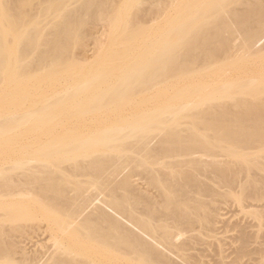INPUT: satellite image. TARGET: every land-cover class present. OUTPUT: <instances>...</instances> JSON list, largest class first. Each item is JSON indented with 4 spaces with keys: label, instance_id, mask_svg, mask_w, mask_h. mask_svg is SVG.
Masks as SVG:
<instances>
[{
    "label": "bare ground",
    "instance_id": "1",
    "mask_svg": "<svg viewBox=\"0 0 264 264\" xmlns=\"http://www.w3.org/2000/svg\"><path fill=\"white\" fill-rule=\"evenodd\" d=\"M33 1L0 0V264L186 260L199 240L179 239L206 221L202 195L215 192L197 154L216 159L225 142L231 158L252 162L242 151L264 145V71L233 63L264 54V0H38L35 14ZM93 19L144 40L140 52L116 42L96 64L76 61ZM135 22L166 29L143 35ZM143 54H153L145 64ZM213 162L228 191L242 170ZM257 182L240 186L257 199ZM28 221L49 222L54 246L27 253Z\"/></svg>",
    "mask_w": 264,
    "mask_h": 264
},
{
    "label": "rangeland",
    "instance_id": "2",
    "mask_svg": "<svg viewBox=\"0 0 264 264\" xmlns=\"http://www.w3.org/2000/svg\"><path fill=\"white\" fill-rule=\"evenodd\" d=\"M33 2H34V12L33 13L35 14L38 12V9H40L41 6L38 0H34ZM88 18H90V16L85 14V19L87 20ZM41 20H42V28L45 27V29H48L46 30L48 32L53 26L52 24L47 25L48 20H50V17L49 18L42 17ZM131 26L136 32L145 31L143 35H151V36H155L159 32L160 34H162L164 33L166 29V25L160 24V23L141 25L139 22L138 23L135 22ZM117 28L118 29L123 28V24H118ZM44 33L46 37L47 33L46 32ZM85 35H86L85 43L82 47H79L75 51L74 57L76 61L84 63L86 67L96 64L101 59L107 58L109 55H106L105 51H107V49L109 48L114 49L116 42L121 44L120 49H122L121 50L122 52H124L125 51L124 49L126 48H132L131 53L140 52V49L138 47L144 45V40H141V39L132 40L130 39V36L128 33H122V34L117 33L116 34V32L112 31L111 27L109 26L107 22L101 21V20H98L95 22V20L93 19V21L85 27ZM122 38H125V39H122ZM43 41H45V39H43ZM100 47H104V50L102 52L99 50ZM152 55L153 54H143L142 56H140V59H139L140 63L141 64L147 63L148 60L152 57ZM253 61H256V62H254V64L252 65H246V64L242 65L243 59H236L233 61V63L236 66H238V68L240 67L244 69H250L256 72L264 71V54L259 56L257 59H253ZM116 62L126 67H128L130 63L125 58L119 59ZM136 102H149V101H136ZM166 102L167 101H158V103L160 104H165ZM210 104H212V102H209L208 105ZM229 104L231 105L234 104V101H231ZM173 122L175 124L183 122L185 123L184 128L185 129L188 128L189 130L192 129L193 123L194 124L198 123V121L191 120V118H187V119L180 118L177 120H173ZM203 128L204 127L202 126L199 128H196L194 126L193 131L196 130L201 134L210 135V136L212 135V132L203 130ZM217 147L218 148H215L214 150V154L216 155L214 156L216 157V159L213 156L212 157L209 156L208 154L207 155L209 157L207 155L206 157L205 154H200L202 156L197 154L200 160L201 166L209 168L208 172H207V169L204 168L206 174L211 173L210 179L212 180L214 179L213 181L207 180V178L209 179L208 175L203 178L200 176V178L207 180V181H204L205 187L208 186L207 189L212 188L210 189V191L212 192L215 190L214 193H211V194L206 193L205 195H202L203 196L202 198H204L202 200L205 202L204 204H206L207 206L205 208V211H201L200 213L205 217L206 221L200 223L201 226L199 225V223L197 224L198 226L196 225L195 229L197 230L194 229L192 231L194 234L192 232H190V234H187L189 233L187 232L186 234L187 236L189 235L188 237L182 236V238L180 237L179 239V242L182 241L180 243H183L184 239L187 242L186 239L188 238L193 241L198 239L199 241H196L197 243H195L194 248H193L194 243L190 246L192 247V249L188 248L191 251L189 252L188 250L184 251L187 254L182 253L183 256L185 255L189 258L188 259L187 257L184 256L186 260H189V261H186L184 258H182L184 259V261H182L181 258L177 256L176 257L172 256L174 257L173 260L176 263V261L179 259L177 261L178 262L177 264H187V263L189 264H264V190H263L264 189V172L257 169L258 164H261V167L264 168V151L262 149L264 148V145L262 147L254 146V147L247 148L242 151L244 155L252 159V162L251 161L239 162L231 158L228 154V149L230 148V146L225 142H219ZM222 148H226V149L222 150ZM201 160L204 162L206 161L207 164L209 163L208 166L211 164L213 165L214 164L213 161H216L215 164H218L219 162L222 165H225L227 163L228 164L232 163L234 164V166L235 165L237 166V169H240V171L242 170L241 176L235 184L233 183L230 185L231 188L228 191L225 189L227 191L225 193L224 192L225 190L223 188L224 186L221 187L222 182L218 181L219 180L217 178L218 176L212 173V171L214 170L213 169L214 165L213 167L212 166L208 167V166H205L206 165L205 163V165L203 166L202 163L204 162H202ZM204 170L202 171L203 173H204ZM205 175L202 174V176H205ZM215 178H217L218 180ZM246 179L258 181L257 185L260 186L261 188L263 187L262 197L255 199L245 194V190L244 188L240 186V183L245 181ZM136 181H138L139 183L138 178L136 179ZM221 188H223V190ZM220 190H222L223 192H221ZM216 191L221 192L224 195L221 194L220 196L219 195L220 193H219L218 196H212V194L214 195L215 193L217 194ZM207 194L211 196L208 195L209 197H207ZM33 222L28 221L27 223L25 222L22 224V225L27 224L28 226L27 225L21 226L19 224L21 226V229L22 227L23 228L25 227L27 228L25 229V231L27 230L29 232V233L24 232V230L22 229L23 230L22 233H25V234L23 235L22 233H19L23 235V238L20 237L21 238L20 244L21 246L23 245L26 248V251L29 254H31V252L32 253H36V252L38 253V251L42 252L45 248L49 249L48 247H46V246H49V244H52V246H54L53 237H51V235L49 234L48 236H50L51 238L47 239L48 236L46 235L48 233L47 230L49 229V225L51 224H49V222L46 221L47 223L43 222L44 224L41 225V222H40V226L44 228L43 230H41V227H39V222H37L38 225L36 226H35L36 221L34 222V224ZM34 226L38 230L34 229ZM45 226L48 229L45 230ZM44 230L46 231V233L44 232ZM43 233L45 235H43ZM193 237L194 238L196 237V238L194 239ZM45 238L46 240L44 241ZM37 240L40 243H37L38 242ZM49 240H50V243H49ZM39 246L41 248H39ZM52 246L50 245V247ZM97 257H96L97 258L96 261L98 264H113V262H115L111 260V263H110V258H111L110 256L105 257L106 259H103L104 256L102 257L97 256ZM124 259L125 257H123V261L122 262L120 261L119 264H122L123 262L128 261V260L124 261ZM128 263L129 262H127L126 264Z\"/></svg>",
    "mask_w": 264,
    "mask_h": 264
}]
</instances>
